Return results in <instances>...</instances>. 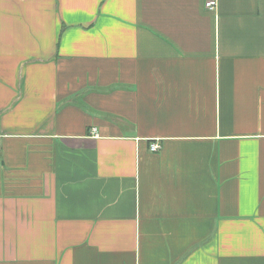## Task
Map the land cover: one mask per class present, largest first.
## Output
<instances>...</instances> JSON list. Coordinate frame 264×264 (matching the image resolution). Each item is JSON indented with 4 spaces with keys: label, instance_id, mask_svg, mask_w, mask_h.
Returning <instances> with one entry per match:
<instances>
[{
    "label": "crops",
    "instance_id": "0c3cea01",
    "mask_svg": "<svg viewBox=\"0 0 264 264\" xmlns=\"http://www.w3.org/2000/svg\"><path fill=\"white\" fill-rule=\"evenodd\" d=\"M206 1L0 0V264H264V0Z\"/></svg>",
    "mask_w": 264,
    "mask_h": 264
},
{
    "label": "built area",
    "instance_id": "2783aa9c",
    "mask_svg": "<svg viewBox=\"0 0 264 264\" xmlns=\"http://www.w3.org/2000/svg\"><path fill=\"white\" fill-rule=\"evenodd\" d=\"M205 7H207L208 9H215L217 7V0H208L205 3ZM159 148V144L154 142L150 144V149L152 151H155Z\"/></svg>",
    "mask_w": 264,
    "mask_h": 264
}]
</instances>
